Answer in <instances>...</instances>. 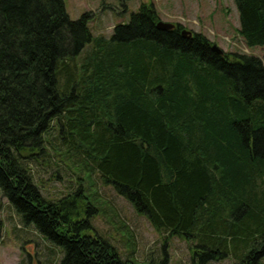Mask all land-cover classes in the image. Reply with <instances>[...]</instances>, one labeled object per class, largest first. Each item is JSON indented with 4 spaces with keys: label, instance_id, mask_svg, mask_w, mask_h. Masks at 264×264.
I'll return each mask as SVG.
<instances>
[{
    "label": "trees",
    "instance_id": "1",
    "mask_svg": "<svg viewBox=\"0 0 264 264\" xmlns=\"http://www.w3.org/2000/svg\"><path fill=\"white\" fill-rule=\"evenodd\" d=\"M64 1L0 0L2 196L62 249L59 264H136L85 234L90 204L79 176L74 192L42 195L31 166L49 156L45 135L57 122L64 156L155 230L194 242L192 264H260L264 58L217 54L203 35L182 36L180 24L159 30L145 4L109 39H93L88 14L71 20ZM234 3L245 44L264 45V0ZM86 44L93 51L72 68Z\"/></svg>",
    "mask_w": 264,
    "mask_h": 264
},
{
    "label": "rangeland",
    "instance_id": "2",
    "mask_svg": "<svg viewBox=\"0 0 264 264\" xmlns=\"http://www.w3.org/2000/svg\"><path fill=\"white\" fill-rule=\"evenodd\" d=\"M64 3L71 20L88 14L87 28L93 39H109L115 25L128 23L131 14L145 4L152 5L159 21L180 24L183 30L199 33L224 53L264 58V45L248 46L240 37L234 0H130L125 3L121 0H65ZM92 51L93 44H86L71 62L72 68H80ZM56 123L45 135L49 156L31 166L42 195L47 200H57L74 192L79 176L90 204V210L82 214L84 218L89 217L86 235L105 240L122 258L136 264H159L165 257L167 264H192L194 242L155 230L111 185L102 183L97 174L85 172L69 155L64 156L67 146L60 139ZM86 211L90 212L89 216ZM61 255L60 247L45 240L32 224L22 222L0 191V264H59ZM208 264L237 263L231 256ZM260 264H264V258Z\"/></svg>",
    "mask_w": 264,
    "mask_h": 264
},
{
    "label": "water",
    "instance_id": "3",
    "mask_svg": "<svg viewBox=\"0 0 264 264\" xmlns=\"http://www.w3.org/2000/svg\"><path fill=\"white\" fill-rule=\"evenodd\" d=\"M175 27V25L173 24H170V23H166V22H162V21H159L157 24H156V28L159 29V30H171ZM181 35L182 36H188V37H191L192 36V33L190 31H186V30H182L181 31ZM211 49L216 52L217 54H222V50L216 46V45H212L211 46Z\"/></svg>",
    "mask_w": 264,
    "mask_h": 264
}]
</instances>
